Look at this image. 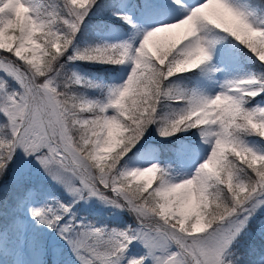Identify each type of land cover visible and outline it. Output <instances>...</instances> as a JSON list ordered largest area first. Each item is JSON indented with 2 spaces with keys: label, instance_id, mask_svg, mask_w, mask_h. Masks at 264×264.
I'll return each mask as SVG.
<instances>
[{
  "label": "snow or ice",
  "instance_id": "obj_1",
  "mask_svg": "<svg viewBox=\"0 0 264 264\" xmlns=\"http://www.w3.org/2000/svg\"><path fill=\"white\" fill-rule=\"evenodd\" d=\"M0 264H264V0H0Z\"/></svg>",
  "mask_w": 264,
  "mask_h": 264
},
{
  "label": "trees",
  "instance_id": "obj_2",
  "mask_svg": "<svg viewBox=\"0 0 264 264\" xmlns=\"http://www.w3.org/2000/svg\"><path fill=\"white\" fill-rule=\"evenodd\" d=\"M101 66H104V65H101ZM105 67H108V66H105Z\"/></svg>",
  "mask_w": 264,
  "mask_h": 264
}]
</instances>
